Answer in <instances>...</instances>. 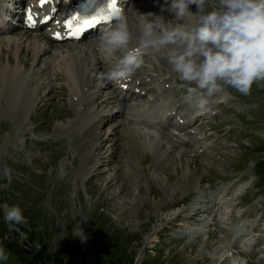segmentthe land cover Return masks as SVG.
I'll return each mask as SVG.
<instances>
[{
	"label": "rangeland",
	"instance_id": "374dc122",
	"mask_svg": "<svg viewBox=\"0 0 264 264\" xmlns=\"http://www.w3.org/2000/svg\"><path fill=\"white\" fill-rule=\"evenodd\" d=\"M163 3L137 0L126 14L130 22L139 11L161 14ZM34 33L44 48L39 58L32 47L16 52L8 43L24 36L21 45H28L33 32L0 34V208L23 209L25 222L5 238L27 250V264L41 238L63 264H239V254L246 264H264V83L247 96L223 86L200 115L186 97L189 85L166 62L146 59L136 74L147 93L124 100L106 83L108 66L85 50L93 46L89 41L80 46L89 57L87 72L95 73L82 106L78 97L85 92L68 84L66 45ZM14 65L27 73L28 92L23 105L9 110L2 76ZM163 84L169 90L159 102L176 104L174 111L192 120L183 127L193 132L180 133L175 116L169 128L152 117L167 113L145 103L158 88L164 92ZM89 131L97 135L91 148ZM5 167L11 183L2 176ZM221 197L232 208L228 218ZM77 223L86 239L74 237ZM0 224L10 227L2 211ZM5 249V264H24Z\"/></svg>",
	"mask_w": 264,
	"mask_h": 264
},
{
	"label": "clouds",
	"instance_id": "9594fccd",
	"mask_svg": "<svg viewBox=\"0 0 264 264\" xmlns=\"http://www.w3.org/2000/svg\"><path fill=\"white\" fill-rule=\"evenodd\" d=\"M159 7L161 14L137 12L134 22L121 10L108 16L93 38L95 55L108 66V81L130 78L146 59L153 64L164 61L177 80L189 85L186 97L201 111L223 86L247 96L253 85L264 83V0H164ZM165 12L172 19L166 20ZM2 176L11 183L10 168L5 167ZM218 202L228 218L231 206L223 197ZM0 211L10 228L25 222L19 205H5ZM74 237L87 238L79 223ZM8 259L0 245V264ZM238 259L246 264L244 257Z\"/></svg>",
	"mask_w": 264,
	"mask_h": 264
},
{
	"label": "bare ground",
	"instance_id": "6f19581e",
	"mask_svg": "<svg viewBox=\"0 0 264 264\" xmlns=\"http://www.w3.org/2000/svg\"><path fill=\"white\" fill-rule=\"evenodd\" d=\"M140 13H143L142 11H139ZM10 30V29H9ZM35 31H33V38L29 41L30 43L28 45H24L22 46L21 45V40L23 39L24 36H19V37H15L14 39H11V38H8L9 39V44L14 45L15 46V49H16V52H18L20 49H22V47L24 48L26 46V48H30V49H33V53L35 54L33 58H35V56L37 58H39L38 56H40L39 54H41L42 52H44V48H42V46H40V44L38 43V39H36L35 35L36 33H34ZM28 38V37H27ZM50 39V38H49ZM51 40V39H50ZM43 44V43H42ZM41 44V45H42ZM82 43H80L79 45L75 44V43H65L66 45V51H68V54L65 55L66 58H64L65 63L67 65L66 68H68L67 70V77H68V81L71 86V88L74 90V93H78V92H85V95H83L82 98H80V96L78 97V100H80V102L82 103V106H86L87 103H85V101H83L82 99L86 96L87 94V91L90 90L91 88V84L89 81V78L90 77V74L91 76H93V73H95L94 71L91 72V73H88L87 72V69H86V58H89L87 57L86 55H84V52L85 50H90L91 53H94L95 54V51H94V44L93 46H91V48L87 47L85 50L82 49V47L80 46ZM24 50V49H23ZM28 50V49H27ZM31 51V50H30ZM90 53V54H91ZM91 56V55H90ZM96 56V55H94ZM19 58V57H18ZM17 58V59H18ZM91 58V57H90ZM29 60V59H28ZM91 61V59H89ZM93 60H95V58H93ZM13 60H11L10 62H12ZM62 61V60H61ZM28 62V61H27ZM95 62V61H94ZM91 63V62H90ZM9 64V63H8ZM92 64V63H91ZM90 64V65H91ZM17 65V64H16ZM89 65V64H88ZM13 67V66H12ZM21 68V67H20ZM88 68V67H87ZM91 68V67H90ZM94 69H95V66H94ZM90 70V69H89ZM22 71V70H21ZM20 71V69L17 67H14L13 68H10V69H7L4 73H3V76H2V98L5 100L6 102V105H7V109L9 110H16L18 108L19 105H23L24 104V97L26 95V93L28 92L27 89H26V83H25V80H26V77H27V73L24 74ZM2 74V73H1ZM136 77H134V79L129 82L128 80L125 81V80H121L122 83H127L129 82V84L132 85V88H138L140 85H142L143 83H140L141 81H138L137 79H135ZM106 79V78H105ZM107 80V79H106ZM89 82V83H88ZM104 82V81H103ZM107 84H110L112 83L111 81H106ZM121 83V84H122ZM83 86V87H80L79 86ZM75 88H78L77 92H76V89ZM161 88H164V91L165 90V85H161L160 86ZM81 91H80V90ZM142 90V88H141ZM163 92V91H162ZM83 94V93H82ZM122 93H118V98L119 96L121 95ZM28 95V94H27ZM162 97V96H161ZM86 98V97H85ZM150 103L151 105V109L154 110L155 112L156 111H160L162 109H165L166 111H168L167 109V106L165 104H161L159 102V100H157L154 104L152 102H148ZM91 104V103H90ZM161 107L160 109H157L158 107ZM88 107V106H87ZM6 109V107H5ZM5 109H2V110H5ZM83 109V108H82ZM9 113V112H8ZM166 114L163 115V117H165ZM7 116V115H6ZM4 117V116H3ZM9 117V116H7ZM152 117H156V114L155 115H152ZM6 118V117H4ZM3 119V118H2ZM10 119V117H9ZM86 118H84V115H83V118L80 120V123L79 124H82L84 123ZM90 119V118H89ZM11 120H12V117H11ZM87 121V120H86ZM89 121V120H88ZM93 129L95 130V126L93 127ZM92 129V130H93ZM97 135H95V132L92 133L89 131L88 133V138L90 139V144H89V148L92 147V143H93V140L96 138ZM90 150V149H89ZM194 179H191L190 180V183H194ZM232 234V233H231ZM230 236V234H229ZM231 237V236H230ZM233 238V237H232Z\"/></svg>",
	"mask_w": 264,
	"mask_h": 264
},
{
	"label": "trees",
	"instance_id": "16d2710c",
	"mask_svg": "<svg viewBox=\"0 0 264 264\" xmlns=\"http://www.w3.org/2000/svg\"><path fill=\"white\" fill-rule=\"evenodd\" d=\"M9 230H11L12 232H15V234H16V231L14 229H10V227L3 228V226L0 224V245L5 246V247L13 250L21 258V261L24 264H27V262H26L27 259L25 257V253L27 251L21 250L18 246L17 241H13V240H9V239L5 238L6 233ZM33 234H35V231L29 232V237L31 238V240L36 239V237H35L36 234L35 235H33ZM40 241H41V247L39 249H32L33 250L32 251V259H31L30 264H63V263H58L57 262L58 257H54L52 255V253L48 250V245L46 244V241L42 238L40 239ZM61 262H62V260H61Z\"/></svg>",
	"mask_w": 264,
	"mask_h": 264
},
{
	"label": "snow or ice",
	"instance_id": "6c2138e0",
	"mask_svg": "<svg viewBox=\"0 0 264 264\" xmlns=\"http://www.w3.org/2000/svg\"><path fill=\"white\" fill-rule=\"evenodd\" d=\"M43 2H44V0H42V3ZM115 4H116V0H108V4H107L108 13H106L105 15L99 17V19L107 20L108 16L111 14V12L115 11ZM73 19L78 20L79 17L78 16H74ZM94 22H98V19L95 18V17L92 20H88V19L84 20L85 24H92ZM71 23H72V21L69 20L68 21L69 26H71Z\"/></svg>",
	"mask_w": 264,
	"mask_h": 264
}]
</instances>
